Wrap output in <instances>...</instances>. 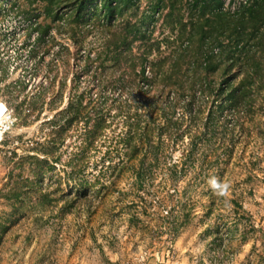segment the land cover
<instances>
[{"label":"rangeland","instance_id":"rangeland-1","mask_svg":"<svg viewBox=\"0 0 264 264\" xmlns=\"http://www.w3.org/2000/svg\"><path fill=\"white\" fill-rule=\"evenodd\" d=\"M70 1L49 17L44 0H0V102L12 115L0 143V264H264V87L255 85L240 111L197 93L201 111L196 118L183 112L181 138L173 130L154 139L149 152L126 156L125 170L111 172L107 143L83 144L90 111L67 126L66 109L81 93L87 103L96 79L132 77L114 60L123 48L145 60L137 72L144 67L147 75L154 62L163 73L150 97L170 79L196 80L201 59L186 45L192 6L185 0L178 7L182 32L167 10L142 24L145 0L139 9L122 6L112 26L94 14L100 6L77 15ZM134 33H147L149 42ZM245 47L243 56L263 51L255 39ZM105 91L110 100L121 93ZM163 113L159 126L182 116Z\"/></svg>","mask_w":264,"mask_h":264},{"label":"trees","instance_id":"trees-1","mask_svg":"<svg viewBox=\"0 0 264 264\" xmlns=\"http://www.w3.org/2000/svg\"><path fill=\"white\" fill-rule=\"evenodd\" d=\"M44 1L47 4L45 12L49 17L53 13L58 14L59 11L67 8V4L63 0ZM140 1L72 0L70 3L75 6L77 15L86 10H95L94 6H100V9H96L94 14H101L103 21L108 26H112L116 19L123 14L122 6H135L136 9H139ZM145 1L148 8L142 16V24L148 21L147 26H151L156 17L167 10L166 19L174 20L173 26L175 28L179 27L182 32L186 30L185 25L181 23L178 9L185 0ZM187 1L191 3L192 10L190 12H192L194 21L190 25L191 33H188L186 37V45H189L187 49L193 48L195 59H201V63L193 68V73L198 75L196 80L170 79V83L169 81L165 82L163 89L159 90L156 99L150 97V91L154 88V77L163 73L159 67H156L154 62L150 64L151 70L147 75H145L146 69L144 67L137 72L140 62L142 63L145 60L133 55L129 49L123 48L117 50L114 60L124 62L126 68L133 72L132 77L131 75H125L130 80H120L118 83H114L112 80L95 78L96 80L93 81L90 89L92 93L88 102L84 104L83 93H81L77 96L75 103L71 101V105L66 109L65 114L68 113V115L66 114L64 125L67 126H72L74 122L77 124L78 120H81V116L88 110L90 111L86 113V126L88 129L84 130L85 141L83 144L96 149L97 145L104 140L103 143L108 144L105 145L106 159L110 162L107 169H110L111 172L125 170L123 159L126 156L136 157L142 150L149 152L154 148L152 145L155 142L154 139L160 140L162 136L167 134L171 138L170 135L173 130L181 138L184 133H179L182 130L183 112L189 113L190 116L193 113V117L196 118L197 111H201V107L196 108L194 106L197 93L205 99L208 97L221 99L228 103L230 110L240 111L244 108L242 104L247 106L250 102L255 85H257V88L264 87V69L261 65V61L264 60V0ZM227 1L231 5L230 10L225 9ZM146 30H149V27ZM137 31L140 32V29ZM146 34L134 33L133 38L137 37L138 41L146 43L150 40V36ZM126 38L127 36L124 38L125 43ZM253 39L256 40L257 52L263 51L257 57H255L256 55L243 56V52H246L245 45ZM148 44L150 45H147V48L151 50L152 44ZM150 54L151 52L148 51L146 55ZM215 60L217 62L213 64ZM218 72L220 76L218 81L208 82L204 79ZM179 74L180 70L175 65L173 71L170 72V76L176 77ZM201 76H204V78H201ZM240 76V81L236 82L235 79ZM136 78L142 79L137 82ZM110 87L115 92L121 90V93L126 94V97L124 98L119 93L115 99L110 100L109 97H106L105 91ZM184 100L188 102L184 104ZM109 101H111V106L106 112H103L106 109V102ZM181 101L183 104H181ZM113 109L116 110L114 114H112ZM177 110L182 112L180 120L171 122L170 119V122L168 121L162 126L161 124L158 125L159 123L156 122L155 118L162 117L161 114H164V111L169 112V115L174 117ZM118 121L122 123L119 126L120 131L118 133L112 132L111 138L108 139V130L116 125ZM71 164L76 165L73 160ZM77 166H79V163H77ZM135 181L142 189L141 176L138 173H136ZM77 187L79 188V186ZM77 187H75V191L79 192ZM64 196L66 197V195ZM65 206L67 207V205ZM176 235L177 228L174 227L171 237L175 239Z\"/></svg>","mask_w":264,"mask_h":264},{"label":"built area","instance_id":"built-area-1","mask_svg":"<svg viewBox=\"0 0 264 264\" xmlns=\"http://www.w3.org/2000/svg\"><path fill=\"white\" fill-rule=\"evenodd\" d=\"M5 117H7L9 120L5 124L0 123V143L3 140V136L10 129V125H11V122H12L11 121V117H12L11 111L8 109L6 104L0 102V119L1 118H5Z\"/></svg>","mask_w":264,"mask_h":264},{"label":"bare ground","instance_id":"bare-ground-1","mask_svg":"<svg viewBox=\"0 0 264 264\" xmlns=\"http://www.w3.org/2000/svg\"><path fill=\"white\" fill-rule=\"evenodd\" d=\"M8 120H9V119H8L7 117H5V118H1V119H0V123L5 124V123H7Z\"/></svg>","mask_w":264,"mask_h":264}]
</instances>
